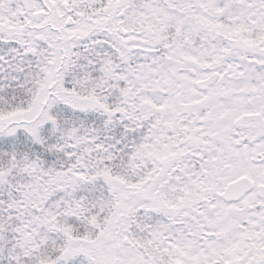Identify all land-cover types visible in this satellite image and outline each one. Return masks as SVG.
I'll return each instance as SVG.
<instances>
[{
	"label": "snow or ice",
	"instance_id": "1",
	"mask_svg": "<svg viewBox=\"0 0 264 264\" xmlns=\"http://www.w3.org/2000/svg\"><path fill=\"white\" fill-rule=\"evenodd\" d=\"M0 264H264V0H0Z\"/></svg>",
	"mask_w": 264,
	"mask_h": 264
}]
</instances>
